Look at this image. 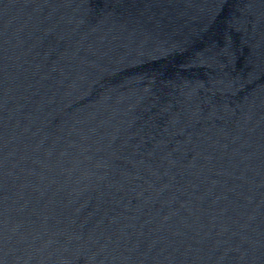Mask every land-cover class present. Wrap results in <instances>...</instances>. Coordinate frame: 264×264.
Masks as SVG:
<instances>
[{
    "label": "water",
    "instance_id": "1",
    "mask_svg": "<svg viewBox=\"0 0 264 264\" xmlns=\"http://www.w3.org/2000/svg\"><path fill=\"white\" fill-rule=\"evenodd\" d=\"M264 231V0H0V264H228Z\"/></svg>",
    "mask_w": 264,
    "mask_h": 264
}]
</instances>
